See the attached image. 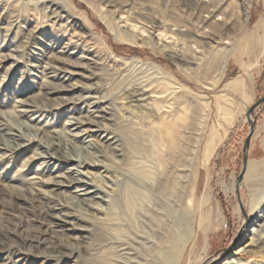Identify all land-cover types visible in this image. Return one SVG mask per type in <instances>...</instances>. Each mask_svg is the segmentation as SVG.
Segmentation results:
<instances>
[{"label":"rangeland","instance_id":"374dc122","mask_svg":"<svg viewBox=\"0 0 264 264\" xmlns=\"http://www.w3.org/2000/svg\"><path fill=\"white\" fill-rule=\"evenodd\" d=\"M118 1L129 5L148 3ZM164 4L165 0H154L155 10H146L149 18L164 14L180 18L182 14L189 37L179 38L162 27L155 31L161 38L171 37L184 46L188 55L201 50L199 66L162 53L141 39L115 40L101 23L107 15L100 0H0V112L14 111L15 101L38 95L46 75L31 65L39 63L37 58L42 52L44 57L54 55L53 43L69 42L89 51L100 63L95 67L97 79L88 82L89 100L103 97L112 112L119 110L113 112L115 120L111 124L116 122L115 127L123 128L144 150L128 158L153 166L156 180L168 177L164 192L165 203L169 200L167 210L160 213L163 216L158 214L156 222L160 226L168 222L173 237L151 251L140 227L146 225V220L141 218L134 227L124 224L110 230L112 236L107 231L103 235L84 233L86 239L71 255L48 256L39 250L14 246L9 251L0 246V264H146L143 259H154L159 248L170 250V259H164L163 264H223L248 241L245 237L251 236L252 229L263 234L264 241V209L255 223L247 224L248 212L253 213L264 203V103L253 111L256 123L246 170L240 184L236 183L249 132L246 112L264 96V0H205L199 4L197 0H169L167 8ZM209 7H216L218 12L209 25L197 28L195 21L203 19ZM137 26L138 31L145 30L141 24ZM205 30H212L218 41L228 44L213 45L216 49L200 47V39L192 35ZM224 54L221 71L218 65ZM55 79L52 81L58 84ZM143 83L169 94L167 102L153 103L156 109L169 107L168 113L129 114L122 108L131 88ZM78 92L72 97L82 95ZM55 94L52 99L58 96ZM86 105L73 107L74 111L40 110L45 132L65 131L62 139L80 146V141L68 138L65 124L69 113L82 117ZM210 141L214 147L205 159L204 148ZM12 148L9 153L0 151V233L6 227L21 231L20 226L26 228V220L32 218L31 211L25 209L22 214L20 207L14 208L7 188L30 186L27 179L44 169L37 161L22 167L35 153L33 146ZM88 213L93 223L84 220L79 224L92 226L94 218H103L106 211L95 216ZM74 215L77 219L82 216ZM257 254L245 258L249 257L251 264H264V250Z\"/></svg>","mask_w":264,"mask_h":264},{"label":"bare ground","instance_id":"6f19581e","mask_svg":"<svg viewBox=\"0 0 264 264\" xmlns=\"http://www.w3.org/2000/svg\"><path fill=\"white\" fill-rule=\"evenodd\" d=\"M100 2L107 15L101 18V23L114 35L115 40L130 42L133 39H141L146 44L158 48L162 53L173 54L195 66L200 65L201 50L196 49L189 56L185 53V49L183 50L184 46L178 45L171 37L168 40L161 38V35L155 31L156 27H162L174 32L179 38L189 37V26L187 27L186 21L183 20L184 15L173 18L174 16L171 17L170 14H164L163 17L149 18L146 10H155L154 0H148L147 4L140 5H129L118 0H100ZM201 2L205 0H197L198 4ZM168 4L169 0H165L164 7L167 8ZM181 12L183 13V10ZM217 12L216 7L207 8L203 19L198 18L195 21L196 27L200 29L203 25H209ZM137 24L144 26L145 30L138 31ZM192 36L200 39L202 44L200 47L213 49L215 48L213 45L228 44L227 41L222 43L218 41L212 30L197 31ZM51 49L54 55L44 57L42 52L41 56H38L39 58L43 56L42 59L37 58L39 63L34 62L31 65L37 72L46 75L38 95L30 100L23 98L15 101L17 104L15 109L13 108L14 111L0 112V151L9 153L12 147L33 146L35 153L22 167L25 168L32 161L40 162L44 167L41 174H34L27 179L30 186L7 188L14 208L20 207L21 211L25 209L31 211L32 218L26 220V228L20 226L21 231L17 228L13 229L14 227L12 229L6 227V231L3 229L0 233V246H4L3 249L16 246L39 250L48 256L71 255L73 249L82 243V240L84 241L85 237H82L84 233L93 231L103 235L104 231H107V234L112 236L110 230L124 224L134 227V223L141 218H144L143 222L146 220V225L140 227L147 237L144 239L151 251L154 246L171 242L173 238L169 233L171 226L168 227V222L162 226L156 222L158 214L163 211L166 213L167 210L166 204L169 200L165 203L167 197H164L166 194L164 192L168 177L162 176L163 179L159 177L160 179L156 180L153 166L147 165L145 161L135 162L128 158L131 156L134 158L135 154H140L144 150L123 128L121 130L116 128V122L111 124L115 120L113 112L119 110L112 112L103 97L94 102L89 100L92 97L89 96L88 82L97 79L99 73L95 67L100 63L89 51L69 42H55L51 45ZM220 59L218 67L222 71L226 54ZM53 79L57 80L58 84H55ZM154 88L155 85L146 83L134 86L129 91L125 106L122 108L129 114L167 112L169 107L161 106L156 109L155 104L163 100L167 102L170 99L169 94L158 92ZM76 91L82 95L72 97ZM54 93L58 96L52 99L51 95ZM80 105H86L83 116L69 113L65 124L69 136L67 137L72 141H80V146H72L66 139L63 140L62 134H65V131L64 133L54 130L45 132L42 121L44 116L39 113L40 110L63 108L62 110L74 111L73 107ZM213 147L210 141V144L204 148L205 159L210 156ZM50 165L52 169L48 170ZM164 165L161 164V167ZM102 205H106V208L103 209ZM263 209L264 203L253 213L248 212L247 224L255 223ZM21 211L20 213L23 214ZM105 211L103 218L101 216L94 218L96 222L92 226L79 224L92 218L86 215L87 212L95 216ZM75 213L82 216L77 219ZM250 232L251 236L245 237L248 241L234 250L232 258L227 259L223 264H251L249 254L255 255L264 250L263 234L254 229ZM65 234L70 236L67 237ZM159 249L154 259L144 258L143 263L163 264L164 259H170L168 257L170 250ZM245 255L249 257L245 258ZM159 261L161 262L158 263Z\"/></svg>","mask_w":264,"mask_h":264},{"label":"water","instance_id":"95a60500","mask_svg":"<svg viewBox=\"0 0 264 264\" xmlns=\"http://www.w3.org/2000/svg\"><path fill=\"white\" fill-rule=\"evenodd\" d=\"M264 103V96L262 98H260L259 100H257L246 112V118H247V121L249 123V132L247 134V137L244 141V145H243V149H242V153H243V159H242V169H241V172L239 174V176L237 177V185L240 184L242 178H243V174L246 170V165H247V150H248V147H249V143H250V139L254 133V130H255V118L253 117V111L254 109L263 104Z\"/></svg>","mask_w":264,"mask_h":264},{"label":"crops","instance_id":"0c3cea01","mask_svg":"<svg viewBox=\"0 0 264 264\" xmlns=\"http://www.w3.org/2000/svg\"><path fill=\"white\" fill-rule=\"evenodd\" d=\"M248 152H249V147H248V150H247V154H248Z\"/></svg>","mask_w":264,"mask_h":264}]
</instances>
